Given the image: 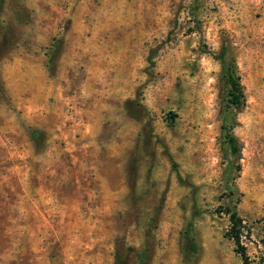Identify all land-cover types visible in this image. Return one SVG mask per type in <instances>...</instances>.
<instances>
[{"label":"rangeland","instance_id":"374dc122","mask_svg":"<svg viewBox=\"0 0 264 264\" xmlns=\"http://www.w3.org/2000/svg\"><path fill=\"white\" fill-rule=\"evenodd\" d=\"M231 212L264 264V0H0V264H243Z\"/></svg>","mask_w":264,"mask_h":264},{"label":"trees","instance_id":"16d2710c","mask_svg":"<svg viewBox=\"0 0 264 264\" xmlns=\"http://www.w3.org/2000/svg\"><path fill=\"white\" fill-rule=\"evenodd\" d=\"M217 60L220 61L221 65V74L222 77L225 80V83L227 85V97H228V103L235 109H239L243 105V92L240 84L239 77L237 75V70L235 67V64L232 59H228L226 55V51L224 48L221 49L219 55L216 57ZM133 103H137V101H134ZM131 103H128V105ZM127 108V106H126ZM129 110V108H127ZM224 132V139L226 143L228 144L231 152L233 154L237 153V142L236 139L229 134L225 128H222ZM31 140L35 145H38L41 141V133L39 130H33L31 133ZM172 167L174 170H176V164L173 163ZM179 181L182 180L180 176H178ZM198 215V212L194 210L193 217ZM230 221L232 223V234H230V237L234 240L236 244V250L235 252L240 255L243 264H247L248 258L246 256L244 248L240 245L239 238H240V232L239 229L236 230L238 227V219L235 212L230 213ZM182 238H183V247H182V254L186 261L191 262L195 259V256L197 255V245L195 240V232H194V225L193 222L190 221L187 225L184 231L182 232ZM138 264H148V253L147 251H142L139 253L138 257Z\"/></svg>","mask_w":264,"mask_h":264}]
</instances>
